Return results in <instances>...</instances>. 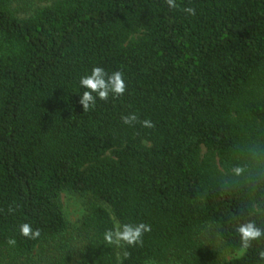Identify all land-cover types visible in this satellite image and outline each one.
Instances as JSON below:
<instances>
[{"label": "trees", "instance_id": "obj_1", "mask_svg": "<svg viewBox=\"0 0 264 264\" xmlns=\"http://www.w3.org/2000/svg\"><path fill=\"white\" fill-rule=\"evenodd\" d=\"M14 1L0 0V257L264 264V238L226 261L204 238L211 225L241 250L240 225L264 231V0H51L27 17ZM97 66L127 88L84 112ZM66 190L90 197L74 235ZM116 223L151 231L106 244Z\"/></svg>", "mask_w": 264, "mask_h": 264}, {"label": "clouds", "instance_id": "obj_2", "mask_svg": "<svg viewBox=\"0 0 264 264\" xmlns=\"http://www.w3.org/2000/svg\"><path fill=\"white\" fill-rule=\"evenodd\" d=\"M169 8H176V0H165ZM188 15H195V9L192 7H186L184 9ZM80 86L84 89L79 103L82 105L83 111L86 112L90 108L95 106L96 99L107 102L109 96L117 98L122 96L126 91L127 85L124 80L123 73L121 71H114L112 74H108L102 67H94L89 75L83 76L80 79ZM95 94V95H94ZM122 122L127 125H132L137 122L138 117L135 113L125 115L121 117ZM143 127L152 128L154 124L151 120L139 121ZM20 234L28 239H38L41 235L39 229L33 230L30 224L24 223L19 228ZM151 231V226L145 223L123 224L118 226L114 230H107L104 233V241L106 244L117 246H130L134 247L142 245L143 236L145 233ZM237 232L240 236L241 250L247 251L252 247L253 241H259L264 238V231L257 228L254 223L249 222L247 224L240 225L237 228ZM15 238L8 240L9 245H15ZM129 253L125 252V256ZM261 260H264V249H261L258 253Z\"/></svg>", "mask_w": 264, "mask_h": 264}, {"label": "rangeland", "instance_id": "obj_3", "mask_svg": "<svg viewBox=\"0 0 264 264\" xmlns=\"http://www.w3.org/2000/svg\"><path fill=\"white\" fill-rule=\"evenodd\" d=\"M51 3L50 1L43 0H15L13 8L19 17H27L32 15L36 9L46 6ZM63 208L66 218L69 222V233L76 234V228L79 226L82 218L87 213L89 195H81L76 192L63 191L61 194ZM119 226L118 223H116ZM76 237V236H74ZM204 238L206 241L220 249L222 261L229 260L233 257L239 256L243 253L242 250H236L229 247L221 238L213 226H208L204 231ZM46 245L36 248L30 260H23L19 264H48L50 254L46 252ZM45 248V249H44ZM0 264H8L6 260L0 257ZM147 264H179L175 260L170 261H151Z\"/></svg>", "mask_w": 264, "mask_h": 264}]
</instances>
